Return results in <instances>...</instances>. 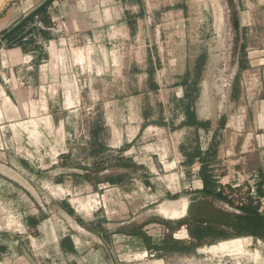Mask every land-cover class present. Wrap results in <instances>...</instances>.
Returning a JSON list of instances; mask_svg holds the SVG:
<instances>
[{
    "label": "crops",
    "instance_id": "obj_1",
    "mask_svg": "<svg viewBox=\"0 0 264 264\" xmlns=\"http://www.w3.org/2000/svg\"><path fill=\"white\" fill-rule=\"evenodd\" d=\"M235 3L236 53L225 0H54L5 39L0 26V264L261 262L264 233L162 253L169 229L137 220L248 181L264 218V0ZM215 13L226 23L206 26ZM147 223L149 246L131 233Z\"/></svg>",
    "mask_w": 264,
    "mask_h": 264
},
{
    "label": "trees",
    "instance_id": "obj_2",
    "mask_svg": "<svg viewBox=\"0 0 264 264\" xmlns=\"http://www.w3.org/2000/svg\"><path fill=\"white\" fill-rule=\"evenodd\" d=\"M215 201H224L236 207L240 213L228 211L218 206ZM258 202L249 197L243 205H234V201L224 195L222 191H203L201 199L191 207L189 216L172 225L169 221H158L169 229L161 244L156 247L162 253L189 252L193 248L218 240L242 235H257L264 233V218L258 212ZM185 226L188 229L189 242L173 237L172 232L177 227ZM132 234L142 237L149 246L151 236L137 226L131 230Z\"/></svg>",
    "mask_w": 264,
    "mask_h": 264
},
{
    "label": "water",
    "instance_id": "obj_3",
    "mask_svg": "<svg viewBox=\"0 0 264 264\" xmlns=\"http://www.w3.org/2000/svg\"><path fill=\"white\" fill-rule=\"evenodd\" d=\"M53 0H46L44 1L39 7L33 10L28 16H26L21 22H19L16 26L11 28L6 34L3 36V39L8 37L10 34L15 32L18 27L24 24L33 16L37 15L42 9H44L48 4H50ZM230 23H231V34H232V49L233 52L236 53L238 51L239 43H240V25H239V16L237 11V6L235 0H225ZM201 199V195H180L174 199H165L153 206L147 208L144 212L149 220H157V221H169L172 225H175L178 221L184 220L189 216L190 209L194 206L199 200ZM223 202L222 208L235 212L240 213V211L228 204L227 202ZM142 215L137 217V220Z\"/></svg>",
    "mask_w": 264,
    "mask_h": 264
},
{
    "label": "rangeland",
    "instance_id": "obj_4",
    "mask_svg": "<svg viewBox=\"0 0 264 264\" xmlns=\"http://www.w3.org/2000/svg\"><path fill=\"white\" fill-rule=\"evenodd\" d=\"M13 2H14V0H0V26H3V28H5L2 33L8 32L11 28H13L14 26H16L19 22H21L26 16H28L33 10H35L37 8L36 7L35 9L31 10L25 16H20V17L17 16L15 18H13V17L11 18L10 17V18L6 19V18H4V14L6 13L7 8L11 7V5H12ZM36 16L37 15L33 16L32 18H30L28 21H26L24 24H22L20 27H18L17 30H19V28H23L26 24H28ZM2 20L5 23H3ZM5 20H7V21H5ZM204 21H205V25L206 26L212 25V24H216L218 26H221L224 23H226V21H227L226 20V14L224 16V19H223L222 16L220 17V14H218V13H215V16L212 14V16L210 18H208V16L206 15L205 18H204ZM224 30H226V29L225 28H217V35H216V41H215V43L217 44V46H219L222 42H225V40H226V33H224ZM1 34H0V39H1V36H2ZM219 55L220 54H218V56ZM225 72H226L225 71V66L220 64V59L218 57L217 58V74H218V77L219 76L222 77ZM241 196H243V195L242 194H237L236 196L233 197L235 204L239 202ZM215 202H216V204L218 206H223L224 205L223 202H221V201H215ZM157 203H155V204H157ZM145 210L146 209H144L142 211L140 210V212H139L140 215H142L139 218L140 222H142V223L149 220V217H147V215L144 214ZM154 222L159 223L158 221H154ZM150 227H151V225L149 223H147L146 225L143 226V229L146 232L152 234L153 231H152V229ZM168 232L170 233V231H168ZM146 259H154V258L153 257H149V258H146ZM242 259L245 260V261H248L250 259L249 262L253 264V256H251L250 254H246V252H244V251H241V253H236L235 257L233 258V261H236L237 260V262H240ZM255 264H264V258L261 259V262L260 263H255Z\"/></svg>",
    "mask_w": 264,
    "mask_h": 264
},
{
    "label": "built area",
    "instance_id": "obj_5",
    "mask_svg": "<svg viewBox=\"0 0 264 264\" xmlns=\"http://www.w3.org/2000/svg\"><path fill=\"white\" fill-rule=\"evenodd\" d=\"M236 186H240V185H236ZM236 186H234V187H236ZM241 187H242V185H241ZM242 188H244V190L247 191L246 193H247V196L248 197L255 198V196H256V190H255L254 184H251V182L248 181V185L243 186ZM218 191H222V193L224 195H227L228 198H230V199H232L234 201L233 197L236 196V194H231V192L227 188H225L224 185H222L218 189ZM247 196H244V195L241 196L239 202L236 203V205H243L244 203H246L247 202V198H246Z\"/></svg>",
    "mask_w": 264,
    "mask_h": 264
}]
</instances>
